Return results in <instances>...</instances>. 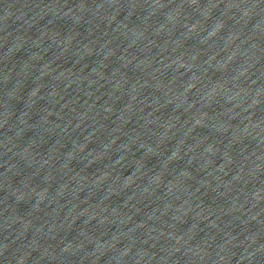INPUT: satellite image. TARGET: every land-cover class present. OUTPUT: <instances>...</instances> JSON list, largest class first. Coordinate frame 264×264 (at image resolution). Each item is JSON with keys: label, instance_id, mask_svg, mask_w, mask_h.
Here are the masks:
<instances>
[{"label": "water", "instance_id": "obj_1", "mask_svg": "<svg viewBox=\"0 0 264 264\" xmlns=\"http://www.w3.org/2000/svg\"><path fill=\"white\" fill-rule=\"evenodd\" d=\"M0 264H264V0H0Z\"/></svg>", "mask_w": 264, "mask_h": 264}]
</instances>
